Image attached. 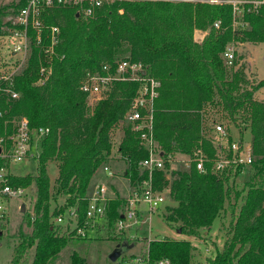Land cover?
Listing matches in <instances>:
<instances>
[{
	"label": "trees",
	"instance_id": "trees-1",
	"mask_svg": "<svg viewBox=\"0 0 264 264\" xmlns=\"http://www.w3.org/2000/svg\"><path fill=\"white\" fill-rule=\"evenodd\" d=\"M207 1L119 0L89 21L78 18L74 8L48 12L45 23L61 28L50 78L38 85L45 56L35 48L28 67L16 79L20 99L0 100L1 108L7 111L0 118V137L12 133L11 122L16 118L26 117L31 129H50L36 160L37 174L10 179L14 187L34 189L32 212L26 218L31 231L21 233L11 264H51L71 240H82L76 231L54 220L73 208L80 224L85 221L92 179L108 164L113 133L124 126L139 86L117 83L94 103L80 86L88 74L102 72L106 64L115 69L123 59L142 63L147 73L162 83L154 120L156 140L166 154L192 155L203 148L213 158L215 151L204 135L212 113L227 114L241 135L250 134L254 163L242 192L234 190L241 172L220 179L211 172V164H207L205 174L195 165L189 171H158L153 185L160 192L169 190L174 203L167 209L166 223L191 238L210 237L227 204L231 229L223 249L208 260L209 264H264V101L256 96L264 89V80L250 83L244 67L237 61L228 67L224 58L231 42L264 43V5L257 13L245 14L249 29L237 31L232 28L233 7ZM25 6L26 0H0V33L10 26L7 18ZM196 31L206 33L202 42L196 41ZM118 153L125 164L122 177L126 182L137 188L149 179L140 168L149 153L138 135L126 127ZM50 163L58 166L54 185L48 175ZM125 197L120 193L110 199L107 221L100 229L113 228L123 219ZM61 198H65V205H60ZM123 243L135 245L129 239L119 244ZM193 251L189 241L163 238L150 241L143 257L150 264L164 260L192 264ZM72 257L73 264H86L76 252ZM120 259L126 261L128 256Z\"/></svg>",
	"mask_w": 264,
	"mask_h": 264
},
{
	"label": "built area",
	"instance_id": "built-area-1",
	"mask_svg": "<svg viewBox=\"0 0 264 264\" xmlns=\"http://www.w3.org/2000/svg\"><path fill=\"white\" fill-rule=\"evenodd\" d=\"M117 1L119 0H26V6L8 20L10 26H6V29L0 33V100L20 99L21 94L16 90V79L28 67L35 48H40L45 56L39 71L38 85L45 84L50 78L53 62L58 56L57 49L61 43V28L57 25L48 26L45 23L49 11L56 8H74L79 18L89 21L95 19L105 6ZM209 2L233 7L232 26L237 31L249 29V24L244 20L245 14L257 13L264 5V0H209ZM5 30L7 32H4ZM46 31H48L47 35H45ZM1 41H4V44ZM224 58L227 66L233 67L236 61L235 48L229 46ZM117 83H136L139 86L123 121L124 126H120L117 130L123 133V128L126 127L137 134L142 147L149 153V156L140 162L141 170L148 173L149 179L134 188V192L127 199L124 217L115 226L119 233H125L128 226L126 222L139 224L143 214L142 203L148 206L150 219L151 215L165 204L169 190L164 192L156 190L153 185V175L158 171L165 172L168 168L175 170L173 166L178 160L176 154H166L156 140L155 103L159 98L162 83L149 75L142 63L123 59L115 69L106 64L102 67V72L88 74L81 83L80 91L88 97L90 103H94L102 99ZM6 112L0 106V118ZM12 124V133L0 137V162L5 161L4 164H0V219L8 217L13 199L24 198L27 194L26 188L11 185L10 179L14 177L10 172L11 164L37 160L42 142L50 134L49 128L31 129L26 117L15 120ZM215 133L218 137L209 139L215 151L214 157L211 158L205 149L198 148L192 155H187L188 160L183 161L186 167L184 171H189L192 165H195L201 174H205L208 172L207 164H211V172L220 179H225L238 171L242 174L252 166L254 163L252 148L244 141V135L240 134V141L235 142L222 121L215 126ZM104 171L108 177L115 176V172L107 165ZM107 191L101 185L90 195L86 218L82 224L79 222L76 209L73 208L67 209L64 214L55 218V224L69 227L71 231H76L78 237L87 239L91 231L95 232L98 226H103L107 221L110 201ZM150 241L152 240L149 239L148 243ZM123 262L150 264L144 257H132ZM157 264H170V261L164 260Z\"/></svg>",
	"mask_w": 264,
	"mask_h": 264
},
{
	"label": "rangeland",
	"instance_id": "rangeland-1",
	"mask_svg": "<svg viewBox=\"0 0 264 264\" xmlns=\"http://www.w3.org/2000/svg\"><path fill=\"white\" fill-rule=\"evenodd\" d=\"M7 1L6 3H10ZM209 2V1H207ZM11 18L8 17L7 20ZM220 25V23H217ZM233 28V27H232ZM6 29V28H3ZM234 29V28H233ZM4 32H7L5 30ZM198 32V37L205 38L206 33L203 31ZM196 38V33H195ZM200 42V41H198ZM4 44V41H1ZM229 46L235 48L236 51V61L241 67H244L247 73L248 80L250 83L258 84L264 80V43L254 44V43H240V42H231ZM258 69L260 73H258ZM257 99L264 101V89L257 93ZM227 114H215L212 113L209 117V124L206 125V130L204 135L209 140L210 138L215 139L218 135L215 133V126L218 122H224L227 129L230 131L232 139L237 142L240 141V133L238 129L233 126L230 118L226 116ZM18 120L17 118L13 121ZM12 121V122H13ZM215 121V122H214ZM11 122V123H12ZM13 125V124H12ZM117 129H115L116 131ZM117 133L122 134V132L117 131L113 133V151L115 152L112 157L109 158L107 166L115 172V176L108 177L104 171V166H102L95 176L92 179L89 194H93L99 186H104L108 191V195L111 198L117 196V194L125 195V198H129L131 193L134 192V187L130 182H126L123 179V173L125 169V164L120 159V154L118 153V143ZM7 135V134H6ZM5 136V135H4ZM116 137V138H115ZM244 141L247 144H250L251 137L247 133L244 135ZM211 143V141L209 140ZM213 146V144H211ZM42 149H39V155L41 154ZM113 153V152H112ZM180 158H177L179 160ZM184 160H180V163L174 164V169H180L184 171L186 169ZM56 163H50L48 165V175L51 179L52 185L55 184V180L58 177V168ZM114 169H113V168ZM251 167H248L237 179L234 186L235 192H242L246 188V183L250 180ZM10 172L14 177H26L28 175L37 174V161L32 159L30 163H12L10 166ZM116 187L119 191H116ZM27 194L24 198L13 199L11 202L8 217L5 219H0V264H11L12 258L14 256L16 247L20 242L21 233H28L31 231L27 224V216L31 215L32 207V195L34 193L33 188H27ZM234 195V194H233ZM169 198V197H168ZM170 199V198H169ZM169 199H166L165 204L162 208L153 213L149 214L148 206L144 203L141 204V210L143 214L139 219V224L134 225L132 221L126 222L128 225L125 229V233H119L116 230V225L113 228L106 226L105 229H101L99 236L96 238L94 231L90 232V235L87 239H82L81 241L71 240L67 248L53 261L51 264H73V253H77L80 258L85 259L86 264H126L123 262V259H119L116 263L111 262L110 255L116 249L117 245L122 239H129L130 241H135V246L131 250V254H135L136 257H143L148 251L149 243L147 239H174L178 241H189L194 249V258L192 264H209L208 260L214 258L218 251H221L226 242V237L229 234L232 224V214L230 209L227 208L221 215L220 219L216 220L213 226V241L202 239L204 241H199L180 234L178 231L172 229L165 221V216L167 214V209L169 206H172L169 203ZM171 200V199H170ZM60 205H65V198L59 200ZM241 204L239 200L236 202V205ZM23 205H26V211L22 213L21 208ZM238 215V211L236 214ZM234 219V218H233ZM106 224V223H105ZM125 234L128 238L125 237ZM210 239V237H209ZM208 241V242H206ZM213 243H216L215 245ZM217 245V246H216ZM208 250V251H207ZM132 257H128V260ZM130 264H137V262H131Z\"/></svg>",
	"mask_w": 264,
	"mask_h": 264
},
{
	"label": "crops",
	"instance_id": "crops-1",
	"mask_svg": "<svg viewBox=\"0 0 264 264\" xmlns=\"http://www.w3.org/2000/svg\"><path fill=\"white\" fill-rule=\"evenodd\" d=\"M204 40V38H202L201 37V35H200V37H198V32H196V41H200V42H202ZM258 73H260V71H259V69H258ZM261 74V73H260ZM117 131H119V130H116V131H114V133L115 132H117ZM121 132V131H120ZM116 138V137H115ZM117 138H118V143H121V141H122V138H123V133L122 134H120V133H117ZM115 154V152L113 151V153H112V155H114ZM112 155H111V157H112ZM176 158H180L177 162H176V164L177 163H180V160L182 159V160H184V161H186V160H188V156L187 155H184V154H181V153H176ZM29 164V163H28ZM113 168V167H112ZM114 169V168H113ZM175 170H180V169H175ZM91 195V194H90ZM169 197V196H168ZM167 197V199H169ZM169 201V203L172 205V206H174V203L169 199L168 200ZM26 206V205H25ZM21 210H22V208H21ZM100 227H103V226H98L97 228H96V231L94 232V234H95V236H96V238L99 236V234H101L100 233V231H101V229L103 230L104 228H101L100 229ZM213 231V230H212ZM212 231H211V233H210V239H209V237L207 238V240L209 241V240H211V241H213V234H212ZM125 237L126 238H128L127 236H126V234H125ZM195 239V238H194ZM149 239H147V241H148ZM196 240H198V239H196ZM199 241H204V240H199ZM208 241H206V242H208ZM214 245L216 244V243H213ZM217 246V245H216ZM134 248V247H133ZM132 248V249H133ZM131 249V250H132ZM131 250L128 252V253H126L125 255L126 256H128V257H136L135 256V254H131ZM208 251V250H207Z\"/></svg>",
	"mask_w": 264,
	"mask_h": 264
},
{
	"label": "water",
	"instance_id": "water-1",
	"mask_svg": "<svg viewBox=\"0 0 264 264\" xmlns=\"http://www.w3.org/2000/svg\"><path fill=\"white\" fill-rule=\"evenodd\" d=\"M77 17L79 18L78 14H77ZM21 211H22V213H24L26 211V206L25 205L22 206V210ZM178 232L181 234L180 230ZM134 246H135L134 244L130 245L128 243L118 244L116 249L110 255L111 262L116 263L123 255L128 253Z\"/></svg>",
	"mask_w": 264,
	"mask_h": 264
}]
</instances>
